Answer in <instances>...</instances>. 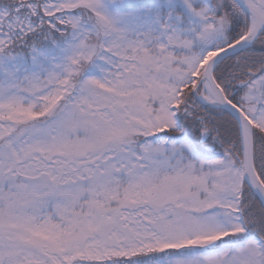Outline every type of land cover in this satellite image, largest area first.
<instances>
[{
    "label": "snow or ice",
    "instance_id": "obj_1",
    "mask_svg": "<svg viewBox=\"0 0 264 264\" xmlns=\"http://www.w3.org/2000/svg\"><path fill=\"white\" fill-rule=\"evenodd\" d=\"M0 264H264V0H0Z\"/></svg>",
    "mask_w": 264,
    "mask_h": 264
}]
</instances>
